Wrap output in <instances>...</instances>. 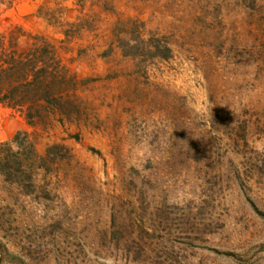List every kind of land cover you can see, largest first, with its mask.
Wrapping results in <instances>:
<instances>
[{"label":"rangeland","instance_id":"374dc122","mask_svg":"<svg viewBox=\"0 0 264 264\" xmlns=\"http://www.w3.org/2000/svg\"><path fill=\"white\" fill-rule=\"evenodd\" d=\"M33 36L75 88L0 105L36 153L0 159V264H264V0H0V52Z\"/></svg>","mask_w":264,"mask_h":264},{"label":"trees","instance_id":"16d2710c","mask_svg":"<svg viewBox=\"0 0 264 264\" xmlns=\"http://www.w3.org/2000/svg\"><path fill=\"white\" fill-rule=\"evenodd\" d=\"M62 34L63 37L68 36L64 31ZM137 38L138 41L130 42L127 38L118 37L117 42L128 54L144 43L139 35ZM33 39V44L23 52H16L11 47L0 52V105L18 110L25 122L34 127L56 111H67L62 105L71 101L68 95L74 91L75 77L53 44L40 36H33ZM164 48L166 53L161 56L165 57L169 48ZM0 146H5L6 150L0 159L7 161L11 156L16 159L19 172L28 170L20 155H23L22 150L33 155L35 151L24 131H17Z\"/></svg>","mask_w":264,"mask_h":264}]
</instances>
